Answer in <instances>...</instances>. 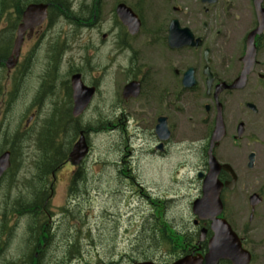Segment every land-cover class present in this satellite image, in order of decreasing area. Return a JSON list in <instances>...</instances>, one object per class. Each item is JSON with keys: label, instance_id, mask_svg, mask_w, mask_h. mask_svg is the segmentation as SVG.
<instances>
[{"label": "rangeland", "instance_id": "374dc122", "mask_svg": "<svg viewBox=\"0 0 264 264\" xmlns=\"http://www.w3.org/2000/svg\"><path fill=\"white\" fill-rule=\"evenodd\" d=\"M78 4H86L84 8V12L88 13L94 8V0H77ZM113 0H107L106 4V10H109L111 8ZM230 2V3H229ZM185 3V2H184ZM230 10V12H229ZM188 12L197 13V11H190ZM214 23L217 24L219 21L223 20L225 23V26L221 27L222 34L224 35V31H226V40L230 45L239 44L243 42L245 39L246 34L254 27L255 25V19L254 14L251 10V5L248 0H224L223 7L218 8L212 12ZM229 15V17H228ZM224 17H226L224 19ZM219 25V24H217ZM57 30V28L55 29ZM70 30H73V26H70ZM58 31V30H57ZM85 31V30H84ZM216 33V30L214 34ZM86 34V31H85ZM88 33V38H89ZM38 37V36H37ZM37 37L32 40L31 42H27L23 49L25 52H35L36 45H37ZM93 42L97 40L98 42H101V34L93 35ZM82 41L81 32L77 33L75 36L70 37V42L72 46V51L69 54V57L71 61H73L74 64L79 62L80 57V44ZM260 47L261 52V61H262V69L264 68V36L262 38ZM105 48V47H104ZM102 48V50L104 49ZM240 51V49H239ZM110 48L109 46L103 50V53L100 54V62L103 64H107L110 60L107 58L109 55ZM232 55L234 56V51H232ZM41 62L38 63L36 66L35 71H38L39 73L42 72L44 64H45V53L42 52L40 56ZM78 60V62H77ZM235 60V57L233 58V61ZM235 66H231L232 73L236 70V62ZM27 71V70H26ZM264 73V70H262ZM6 77V72L3 69H0V88L1 90H4L5 87L11 88L10 80ZM27 73H24L20 79L19 83L26 81ZM38 84V81L33 84L31 83V78L29 77L26 83V86L29 88V90H26V92L29 91L28 96L25 95L21 99L18 100V102L15 105V110L13 111L10 118H12L11 128L15 129L16 125L22 124L21 117L25 114L27 108L30 106L32 99V89ZM244 93L239 94L243 98H241L238 101H241L243 99L251 100V102L255 103L260 113L257 115L258 119L260 120V138H258L257 143H253L252 140H246V142L242 143L240 148H245L247 151L255 150L257 154V168L255 169V173H264V79L259 81L258 79H252L250 82V85ZM63 89V88H62ZM62 92L63 93V91ZM107 89H105V92L103 95L98 96V99L102 104H109L110 103V97L111 94L107 92ZM2 93H0V99L2 98ZM15 95V94H14ZM27 96V97H26ZM59 96H56L54 100L58 99ZM98 103H95V107L99 105ZM242 105V103H241ZM240 105V106H241ZM242 108V107H241ZM242 109H245L244 107ZM45 112L43 114L40 113L39 115V124L41 122V119L45 117ZM254 115L251 113H248L246 117L249 118L253 117ZM92 116H89L87 119H85V122L90 120ZM96 119V116H93V120ZM258 120V121H259ZM246 121V120H245ZM1 122V119H0ZM38 122V121H37ZM36 122V123H37ZM34 124V128L35 125ZM248 133H250V130L248 128ZM247 139H251L250 135H248ZM26 149L25 154L29 160H34L35 158H31L33 155V152L37 151V146L33 142H27L25 143ZM92 151L88 158L86 159V162L84 164V170H83V180L80 183H77L76 190L80 193L79 197L77 198V201L74 203H71L70 206L72 207V213L68 214L67 216H63L60 218L64 219L65 224L64 227H62V232H67L70 227L73 226L79 227V219H80V213L82 214V219L85 222H88L86 224V231L91 234L92 237L96 239V242H99V237L103 235L101 247L97 250H99L102 253V256L104 258L108 259L109 249L111 248L110 243V237H109V227L110 224H107L108 221L112 217L118 218L120 214H124L123 216V222L124 225L122 228H119L120 233L117 234V250L115 252L118 253V263L119 264H131L127 260V255L129 254L131 250V245H133L136 249L137 242L135 241L133 244L130 242L131 238L140 230L142 224L144 223L147 216L150 214V210L152 209V205L149 202L148 199V192L145 191L146 187H152L155 189V192L152 193L153 198H156V196L161 197L162 193H166V191H170L172 188L174 190H178L182 188L181 191L178 190L179 198L177 200V204H173L169 208V214H176L180 216V220H182V217H185L187 220H189V210L187 209V203L188 201L195 195L196 189L195 184L193 183V179L195 178L196 171H192V173L188 176L186 175V179L184 180V174L187 172V169L181 170L179 167L175 169H170V167L164 168V165L166 164V161L158 160V169L162 170L164 173L159 176H152L150 173L145 172V174H142L141 171V156L142 151L137 150V155L140 159L139 160H133L134 166L131 164V160L127 161V165H124V163H121L119 166H117L115 163H117L122 154L124 153L119 151L116 143L114 142V138L112 137L111 133H102V134H94L92 136ZM227 147L220 150V154L223 156V160H228L231 163H233V157L238 155H235L238 151V148H234L233 146H222ZM129 158V157H127ZM28 162V160H26ZM138 163L140 166H138ZM174 163L172 166H176V162L174 158L169 162ZM237 163V162H236ZM238 164V163H237ZM203 166V161H200L198 163V167ZM172 167V168H173ZM197 166H195V169H200ZM118 169L120 170H129L128 175L133 176L134 178L137 177V180H131L129 182L122 181L124 178L119 175V177L116 176V173L119 174ZM64 172V171H63ZM31 173V168L28 167L24 171V175L28 176ZM176 176H179V178L183 181H179L178 185L175 184ZM264 180V174L261 176ZM121 180H119V179ZM139 184L143 185V190L140 192L141 187L137 186ZM25 186L29 188V184L25 182V184H21V189H24ZM72 186V184H71ZM194 186V187H193ZM67 188H70V180L68 177L61 183L59 187H57V190L55 191L54 196L51 199V205L50 208L55 213H61L62 206H65L68 204V197L69 193ZM120 189V190H118ZM120 192V193H118ZM143 193V194H142ZM181 195V197H180ZM133 196V198H131ZM135 196V202L132 204ZM244 197L242 193L238 194V198L233 203H229L227 207V214L231 217H233L235 220H242V221H249L250 212L248 210H244V205L241 202V199ZM70 199V197H69ZM91 201V202H90ZM78 203V204H77ZM132 204V205H131ZM142 211H144V214L142 215ZM133 215V220L130 221V216ZM184 218V219H185ZM254 221L256 224L259 223L261 227V231H259V236L257 239H261L260 246H264V203L262 206L256 210ZM26 221L23 220L22 225H25ZM107 224V225H106ZM21 225V226H22ZM102 230V232H101ZM23 236L28 237L29 236V229H26L22 231ZM116 236V235H115ZM70 239H73L72 237ZM67 240V239H66ZM91 243V247H87L89 245L88 243ZM115 242H113L114 244ZM65 249L55 244L52 247H48L49 241L45 245H42V249H39L36 251L37 255H39V263L40 264H61V262L57 260H60L65 255H67V245L66 241H63ZM71 247V254L75 253V251H72ZM96 252L94 250L93 242L91 240L85 241V246H82V258H87L88 260L94 262L96 259V255L93 253ZM259 252H264V248L259 250ZM170 250L163 248L156 256L159 264H165L168 260H171V257H169ZM73 261V259L71 260ZM70 261V262H71ZM71 264H84V260L80 261L79 259H75L73 263ZM254 264H264V254H258L256 262Z\"/></svg>", "mask_w": 264, "mask_h": 264}, {"label": "flooded vegetation", "instance_id": "af4514ba", "mask_svg": "<svg viewBox=\"0 0 264 264\" xmlns=\"http://www.w3.org/2000/svg\"><path fill=\"white\" fill-rule=\"evenodd\" d=\"M175 1L180 3L183 2V0ZM198 1L199 0H186L185 3L187 6L184 8H182V6L178 7L176 5L170 6L169 4H165V6L161 7L160 12L156 13L154 19H149L151 9L147 8L146 14L142 17V26L140 30L143 36V60H140L138 56L135 58L133 55L130 59L126 55V64L120 65L118 59H116V63H118L116 65V78H118L120 74H127L129 77L128 81H139L141 83V90L144 92L143 99L146 102L145 106L147 108L143 113L145 129L155 130L159 117L164 116L167 118L168 125L171 129V137L169 143L168 141L163 143L164 146L170 144L172 140L175 142L176 138L190 140L194 143V129L192 125L198 122L199 110V105H197L196 100L209 98L212 102L210 107L205 109V112L201 113L200 122L203 124L202 131L205 133L213 132L214 128L215 102L212 97L206 96V75L204 74V50L212 34H210L211 30L208 29L209 23L203 24V34H200V28L198 27L201 18L210 13V10L205 8L204 13L185 12V10H191V6H198ZM173 20H177L182 27L190 28L196 36L201 37V45L197 47L185 46L181 48H172L168 43V34ZM113 22L115 24V30L119 32V36L125 39L128 36L129 29L121 21L116 10L113 15ZM174 30L175 33L178 32L175 27ZM118 37L116 38V43L120 41ZM124 43L123 46L125 48L123 52H127L132 46L129 45L127 39L124 40ZM154 46L158 49L149 50ZM117 47H119V45H117ZM213 51L212 49V52ZM154 53L157 54L155 56L161 58L162 64L158 59L151 58ZM229 60L230 59L226 57H223L221 60L213 58L210 68L212 73L217 76L214 83L215 85L221 80L229 81L231 79ZM184 79L190 84L189 87L184 85ZM193 80L195 81L193 82ZM198 86H200V90L197 99L194 93H197ZM230 95L231 92L229 91L221 94L224 121L228 124L226 126L227 134L223 141L232 139L233 146L237 147L238 144L246 138V135L237 139L234 133L236 127L234 124L231 125L233 122L230 124V121H228L230 112L227 108L230 105ZM183 99L188 100L184 101ZM137 122L138 120L136 123ZM206 137L208 136L206 135ZM203 147L206 149L205 144ZM253 152L254 151H250L247 154V158H249L250 154ZM254 153L257 160V154L256 152ZM244 157L246 158V154L241 151L239 159L241 164H243ZM221 179L225 182L229 179V175L223 173ZM238 184L239 186L243 185L247 188L246 177L244 179H239L238 177L237 186ZM256 184H259V182H256ZM225 190L226 189H224V191ZM17 224L18 223L8 225L6 222L0 224V264H38V255L36 251H38L39 248V237H37L36 231L30 228L29 236L25 237L21 229L17 227ZM197 224V231H195V234L198 235L202 230H206L203 242H208L212 236L210 222L199 221ZM19 239H21L20 243L17 242ZM193 242H196V240H193ZM45 244L46 243H44V245ZM192 250L195 254L204 255L206 253L205 244L192 248ZM58 261L61 262V264H66V255L60 260H57V263ZM221 264L230 263L222 262Z\"/></svg>", "mask_w": 264, "mask_h": 264}, {"label": "water", "instance_id": "95a60500", "mask_svg": "<svg viewBox=\"0 0 264 264\" xmlns=\"http://www.w3.org/2000/svg\"><path fill=\"white\" fill-rule=\"evenodd\" d=\"M260 3H261V0H256V5H257V8H258V12L260 15H262L261 17V22H260V26L258 27V29L253 32L251 34V37H253L255 35V33H260L264 30V11L260 8ZM41 7L42 6H37V5H32L30 6L26 12H25V22H26V26H24L23 30L29 26L28 23H31L30 25H32L33 23L36 22H40L41 21V17H37L35 16L36 15V12H41ZM43 8V7H42ZM23 30H20L19 31V37L17 39V42H16V52H18V49L20 47V44H21V41H22V38H23ZM249 56H251V50L249 51ZM253 58V56H251ZM250 68V66H249ZM248 69H244V72H243V75H246L248 73ZM221 132V129L217 128V134L215 135L214 137V140L216 141H219L223 134L220 133ZM2 161L0 162V175L1 173L5 170V168L7 167L8 165V161L7 160V156H4L2 157L1 159ZM212 165L213 162H212ZM206 194L207 196H211V192L209 191H206ZM215 195L218 196V193H215ZM219 197V196H218ZM220 209H215L214 211H210L209 213H206L204 214V216H207V217H211V218H214V216H216L219 212H220ZM220 235V234H219ZM217 235L214 239H213V242H212V245H211V252L209 254V264H216L217 262V259L218 257H227V258H231L233 259L235 262L238 261V258H236V254L239 253L240 251V245L234 241L235 239L233 238H229L227 240L225 239H220V236ZM222 237V236H221ZM242 252V251H241ZM214 258V259H213ZM241 261L244 263V264H247L248 262V259L246 258H241Z\"/></svg>", "mask_w": 264, "mask_h": 264}, {"label": "trees", "instance_id": "16d2710c", "mask_svg": "<svg viewBox=\"0 0 264 264\" xmlns=\"http://www.w3.org/2000/svg\"><path fill=\"white\" fill-rule=\"evenodd\" d=\"M63 129V122H58L56 119H52L48 122L43 130V136H41V141H56L59 132ZM50 150V148L48 147Z\"/></svg>", "mask_w": 264, "mask_h": 264}]
</instances>
